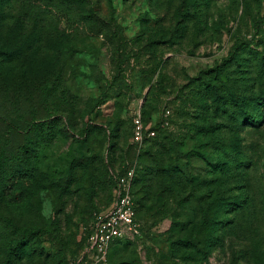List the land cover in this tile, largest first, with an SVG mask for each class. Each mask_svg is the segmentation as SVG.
Wrapping results in <instances>:
<instances>
[{
  "label": "rangeland",
  "instance_id": "374dc122",
  "mask_svg": "<svg viewBox=\"0 0 264 264\" xmlns=\"http://www.w3.org/2000/svg\"><path fill=\"white\" fill-rule=\"evenodd\" d=\"M181 1L86 0L85 5L71 0L75 11L92 10L87 13L89 22L62 17L57 29L64 34L61 41L72 48L70 52L64 49L57 56L41 37L36 48L29 49L24 42L5 70L0 67V264H69L84 251L95 215L110 206L115 189L112 180L129 168L134 170L131 193L140 232L114 247L133 242L140 264H158L162 255L171 264L165 234L171 218L145 222L140 218L143 208L133 195L144 139L163 130L175 137L186 131L182 123L192 119L177 113L182 103L174 98L176 87L201 77L210 81L207 70L233 57L220 77L223 87L238 92L229 73L239 77L252 72L258 77L255 63L264 57V0L260 6L216 0L209 15L210 29L201 24L194 28L192 21L184 37L172 35L170 39L166 33L172 34L173 29L169 30L176 18L172 20L165 11ZM25 2L30 12L39 15L33 7L44 2ZM49 5L56 9L61 3L53 0ZM29 6L23 9L28 11ZM244 58L251 66L238 65ZM144 73L155 86L167 75L163 84L172 90L160 102L149 100L145 107L150 86L139 80ZM256 84L253 93L261 89ZM256 99L264 105V98ZM227 108L228 113L214 117L222 126L218 148H225L224 159H231L224 186L227 198L233 197L240 205L245 195L246 203L234 212L233 226L222 245L203 264H264V116L258 117L262 118L259 124L239 132L232 106ZM22 124L39 128L28 132ZM117 125L118 136H113ZM240 160L249 161L242 171L237 168ZM190 163L195 164L198 181L214 178L202 157L192 156ZM19 166L29 167L30 178L19 185L23 193L10 194L11 175ZM147 213L144 210L143 215ZM19 240L25 241L26 249L16 247ZM21 254L26 256L19 260Z\"/></svg>",
  "mask_w": 264,
  "mask_h": 264
},
{
  "label": "trees",
  "instance_id": "16d2710c",
  "mask_svg": "<svg viewBox=\"0 0 264 264\" xmlns=\"http://www.w3.org/2000/svg\"><path fill=\"white\" fill-rule=\"evenodd\" d=\"M39 1L44 4L41 3L40 6L33 7L39 14L35 16L34 12H30V6L25 0H0V34L3 35L0 36L2 39L0 67L3 70L13 60L14 55L17 57L18 53L23 50L24 42H28L29 49L36 48L41 37H44L49 43L45 47L52 49L57 56L64 49L70 52L72 48L61 41L64 34L57 29L62 17H65L67 21H70V18L78 22L90 21L87 13H90L92 9L85 8L75 11L69 5L71 0H58L61 6L56 9H52V5H49V2L53 0ZM74 1H81L87 5L86 0ZM215 1L192 0L189 2L182 0L180 5L173 10L170 11L167 8L166 16L172 15V20L175 17L176 23L171 25L174 28L169 30L170 32L173 29L172 34L166 33V35H169L170 39L172 35L184 37L193 22L195 23L194 28L197 24H201L203 29H210L212 24L209 15ZM241 2L244 5L254 6L256 4L260 6L262 0H241ZM24 5L29 6L28 11L23 9ZM203 8L206 9L205 12H202ZM204 16L206 17L203 18ZM201 18L205 19V23ZM160 30L163 31L164 28H160ZM36 51L37 49L34 50V52ZM248 53L251 54L250 51ZM234 59L233 57L226 58L215 68L207 70L206 75L212 77L210 81L201 77L196 81L190 80L191 84L184 83L176 87V90H173L176 92L174 98L182 103L177 113L182 117L188 116L192 119L190 122L182 123L183 129L186 131H183L181 137H175L172 132L164 130L159 134L155 133L152 136L150 134L144 139V145L140 149L138 174L133 181L135 190L133 195L137 205L139 204L140 208H143L140 218H144L145 222L156 218L154 221H159L166 216L171 218L170 228L165 232L170 245L169 255L173 259L171 264H203L207 261L213 249L222 245L226 232L233 226L234 216L232 215L234 212L245 208V195L241 198L242 201L245 200L243 201L245 203L240 205L237 201L232 200L233 197L227 198L228 191L225 190L224 185L228 184L231 159L229 157L224 159L227 156L225 148H218V130L222 126L214 121V117H217L218 114L222 115L224 112L228 113L227 107L231 105V112L239 132L248 125L259 124L262 118L258 120V117L264 116V105L261 100L258 101L256 98H264L262 91L264 72L261 71L264 57L255 63V72L258 77L254 76L252 72H247L239 77L233 75L234 73H229L231 82L236 85L238 92H232L231 87H223L220 77ZM249 62L248 58H244L238 60V65L251 66ZM143 75L147 76V80L145 76L139 80L141 82L148 81L150 86L143 107L149 100L160 102L162 95L172 92V90H168V86L163 84L167 75L164 78L160 77L157 86L152 83L150 77L148 79V74L144 73ZM163 75L165 76V74ZM256 81L261 89L257 93H253L257 86ZM22 125L24 131L27 129L28 132H33L36 127L39 128V125L36 127ZM118 129L119 125L112 129L111 134L115 136ZM238 137L239 146H241L242 137L240 135ZM114 147L115 144H112L111 149ZM208 147L211 148L210 152ZM195 155L209 163L214 178L198 181L199 178L195 175L194 170L195 164L190 163V159ZM183 156L185 162L181 160ZM239 162L237 168L241 171L249 165L248 160ZM28 168L19 166V169L13 172L10 194L18 190L23 193L24 190L19 185L30 178ZM31 173L33 174V171ZM112 183L115 188L116 181L112 180ZM65 191L64 188V194ZM144 210L148 212L147 215H143ZM137 220H139L138 208ZM93 222L86 233L84 247L92 232ZM122 241L124 240L117 239L111 244L109 263L140 264L136 251L132 248L133 242H127L120 248L114 247ZM16 247L21 250L23 247L26 249L27 246H25L24 240H19ZM25 256V254H21L19 260ZM77 256L78 254L75 257ZM166 256L162 255L163 260L158 264H168Z\"/></svg>",
  "mask_w": 264,
  "mask_h": 264
},
{
  "label": "built area",
  "instance_id": "2783aa9c",
  "mask_svg": "<svg viewBox=\"0 0 264 264\" xmlns=\"http://www.w3.org/2000/svg\"><path fill=\"white\" fill-rule=\"evenodd\" d=\"M139 122V120H136ZM154 133H152L153 135ZM140 139V136H136ZM143 139L136 142H142ZM134 170L116 175V186L110 206L95 215L91 234L84 251L69 264H108L111 244L117 239L138 235L140 224L137 220L136 205L131 193Z\"/></svg>",
  "mask_w": 264,
  "mask_h": 264
}]
</instances>
